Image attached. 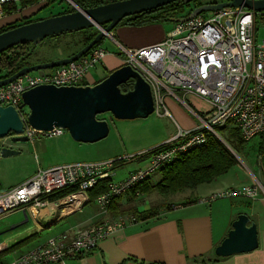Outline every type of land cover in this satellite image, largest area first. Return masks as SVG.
Here are the masks:
<instances>
[{
	"label": "built area",
	"instance_id": "built-area-1",
	"mask_svg": "<svg viewBox=\"0 0 264 264\" xmlns=\"http://www.w3.org/2000/svg\"><path fill=\"white\" fill-rule=\"evenodd\" d=\"M20 2L0 0V20L7 16V6L16 5L19 9ZM255 17V12L239 7L185 16L175 23V28L163 41L138 50L119 44L113 32L107 34L117 44L119 53L125 55V65L132 66L151 85L158 115L170 116L164 104L165 94L184 104L179 94H194L206 101L210 109L204 115L191 110L199 120L195 128H179L173 139L147 152L39 168L19 186L0 191V220L16 212L37 217L40 210L49 209L51 205L54 206L53 216L60 218L84 209L91 202L90 189L109 180L107 191L96 200L104 215L102 220L77 230L71 241L65 235L53 237L12 261L0 264H69L72 258L87 257L96 251L100 242L138 221L134 214L111 217L109 212L114 201L126 196L180 154L206 145L207 132L223 140L217 130L232 123L245 141L264 135V39H257ZM98 28L105 32L101 26ZM108 53L105 47L99 46L78 61L49 73L25 75L0 88V106H13L18 110L30 141L60 136L63 130L58 128L45 132L29 126L28 110L20 109L23 94L42 85L82 86L90 69L101 63ZM137 157L149 159L148 165L122 181H115L118 165ZM259 163L262 165L261 158ZM70 189L73 192L59 196ZM135 195L137 202L146 199L141 191H136ZM260 196L264 197V186L256 182L214 194L204 201L235 197L256 200ZM65 210L68 212L63 215ZM9 248L7 244H0V254Z\"/></svg>",
	"mask_w": 264,
	"mask_h": 264
},
{
	"label": "crops",
	"instance_id": "crops-1",
	"mask_svg": "<svg viewBox=\"0 0 264 264\" xmlns=\"http://www.w3.org/2000/svg\"><path fill=\"white\" fill-rule=\"evenodd\" d=\"M44 4L42 3L28 8H22L20 5L17 13L7 15L0 20V29L5 28L8 25H14V23L23 18L38 14L40 8L43 7ZM27 21L28 20H24L19 23V25L25 24ZM16 24H18V22ZM164 27H166V24H151L143 27L119 26L116 31L113 32V36L122 46L128 49L138 50L163 41L172 32H167ZM112 42L114 43L115 51L108 53L102 61L103 63L101 62L102 68H100L101 71L104 68L108 75L125 65L124 58L120 55L117 44L113 40ZM102 46L104 47V45ZM100 81L99 70H96V73L91 74L89 72L86 75L83 85L93 86ZM179 95L182 97L181 99L186 105L173 96L168 94L164 95V104L169 110L170 116L162 117L172 118L177 130L179 128L184 130L193 129L199 124V120L193 112L204 115L209 111L210 106L206 101L194 94L180 93ZM178 103L183 105V107ZM191 110H193V112ZM175 135L169 138L167 137L164 140L167 142L173 139ZM36 142L37 141L32 143L36 144ZM9 146L13 149L19 150L20 154L22 153L21 148L18 146L11 144ZM148 150L145 149L140 151L143 152ZM236 157L239 161L238 164L225 175L217 178L212 183H209L210 187L202 193H199L198 197H186V200L174 203L175 206L171 211H161L157 218L147 221H137L136 224L113 233L107 239L99 243L94 253L87 257L78 256L72 258L68 263L264 264V197H258L256 200L247 199L245 197H235L220 198L212 202L204 201L214 194L231 189L235 190L244 186H250L256 182H260L264 186V183L261 180V176L264 177V164L260 165L259 160L257 162L258 166L256 169H259V177L256 174V171L252 170L242 162L238 154H236ZM146 159L147 158L144 157L142 158V161H145ZM240 163H243L244 165V168L242 167L243 170L240 169ZM33 174L34 170L28 172L18 181V183L16 182L14 184H6L0 179V189L2 190L3 188L5 191L11 190L31 178ZM189 199H196L197 201L190 205H181ZM149 208L150 207H141L140 211L143 212ZM22 214L26 217L25 221L13 226L9 230L11 232L8 234L9 241L12 239L14 240L12 245L17 242V238L24 233L30 236L38 234L39 237V235L45 231V228H49L55 222L65 218L64 216L57 218L53 216V211L43 209L40 210L37 217H32L33 225L21 230L19 226L25 225L29 222L28 213ZM240 214L248 215L250 219L257 224L259 232V248L250 253L237 254L228 258L218 257L215 253L216 247L227 237L229 231L232 229L233 222ZM50 218L52 219V224L50 223L51 225H46V220H50ZM82 228L85 227H76L72 235H69V233L65 234L67 240L71 241L76 235L77 230ZM3 234L6 235L7 233L4 232L1 235ZM4 242H6V240H4L2 244H5ZM39 244L33 245L32 247L30 246L27 250L17 253L16 256H20L23 253L34 249ZM0 262L4 261L1 259Z\"/></svg>",
	"mask_w": 264,
	"mask_h": 264
},
{
	"label": "water",
	"instance_id": "water-1",
	"mask_svg": "<svg viewBox=\"0 0 264 264\" xmlns=\"http://www.w3.org/2000/svg\"><path fill=\"white\" fill-rule=\"evenodd\" d=\"M41 19L16 26L0 34V54L18 45L40 44L46 38L85 30L108 24L105 32L69 58L28 66L13 76L0 79V88L17 79L41 70L54 69L76 62L99 45L127 17L152 11L179 0H121L106 5ZM191 1V0H188ZM228 7L245 8L264 14V0H230L208 4L191 15L217 11ZM132 83L133 88L124 92L122 85ZM20 109L28 110V124L37 131L67 130L78 143L94 144L106 139L110 126L98 117L111 114L117 120L132 121L145 119L156 111V102L151 85L130 65L114 70L100 83L93 86L42 85L23 94ZM11 138V139H10ZM10 139L13 143H27L25 124L18 110L13 106H0V142ZM223 141V140H222ZM20 154L9 145L0 144V158ZM257 224L246 214H240L223 242L216 247L218 257L228 258L237 254L250 253L259 248Z\"/></svg>",
	"mask_w": 264,
	"mask_h": 264
},
{
	"label": "rangeland",
	"instance_id": "rangeland-1",
	"mask_svg": "<svg viewBox=\"0 0 264 264\" xmlns=\"http://www.w3.org/2000/svg\"><path fill=\"white\" fill-rule=\"evenodd\" d=\"M214 0H206V2H212ZM54 4L45 10L39 11L37 15L29 16L28 18H23L18 23L24 20L38 21L39 19H46L61 13H66L72 11L74 5L69 0H54ZM74 3V2H73ZM44 4V3H43ZM75 4V3H74ZM76 5V4H75ZM77 6V5H76ZM21 25V24H20ZM120 26V25H119ZM257 27V39L258 41L264 39V24L258 22ZM175 28L174 23H167V32L173 31ZM117 29V28H116ZM116 29L114 31H116ZM84 45L82 34L79 32H70L66 34L59 35L57 37H48L42 43L38 44L33 48L32 55L29 58V64L39 65L47 62H53L69 58L79 52ZM104 47L109 52L115 51L114 43L110 38H106L103 42ZM103 63V62H102ZM102 63H99L90 69V73H96L99 70V77L101 81L106 79L109 75L106 74L104 68L102 71ZM97 68V69H96ZM53 69L41 70L34 73H49ZM104 70V71H103ZM100 81V82H101ZM98 82V83H100ZM97 83V84H98ZM179 104V103H178ZM183 107V105L179 104ZM164 115H158L157 112L145 119H137L134 121H123L117 120L111 114H103L98 118L105 119L110 126L109 136L94 144L78 143L70 136L67 130H63V134L56 137H41L37 139L36 144L32 141L27 143H13L10 139H6L0 142V144L5 145H15L21 148L22 153L20 155H15L8 157L6 159H0V179L6 184L18 183V181L26 175L28 172L34 170V174L41 168H48L62 164L74 163V162H94L100 160H106L111 158H122L125 156H135L142 153L140 150H148L159 147L166 143L164 139L171 137L178 133L172 118L162 117ZM176 136V135H175ZM218 138V137H217ZM262 138L256 137L250 141H247L242 150L238 152V155L242 162L249 166L252 170L256 171V174L260 177L259 169L257 168V162L260 158V149L262 145ZM149 151V150H148ZM147 152V151H143ZM147 156V155H146ZM144 157H137L135 159L126 160L118 165L115 170L116 177L115 181H122L131 172L144 168L148 165L149 159L142 161ZM243 163H240V169L244 168ZM40 165V166H39ZM33 174V175H34ZM32 175V176H33ZM246 177V176H245ZM244 178V177H243ZM162 179V174L160 171L151 176V181L153 184H157ZM261 180L264 183V177L261 176ZM263 185V184H262ZM210 187L209 183H205L194 190H187L183 193L176 195L162 196L160 194H152L146 196V199L141 200L137 203L138 208H148L156 204H174L180 201L186 200V197L195 198L198 197L199 193ZM0 191L5 192V190L0 189ZM8 191V190H7ZM128 195L123 197V204H126L129 199ZM262 196H260L261 198ZM23 212H16L13 215L3 218L0 220V235L6 232V235L0 236V244L4 240L10 248L21 242L22 240L30 237L28 234H23L17 238V242L13 243L14 240L8 238L9 231L13 226L20 224L25 221V215ZM29 215V222L25 225L19 226L21 230L30 227L32 224V216ZM104 218L99 205L97 202H90L86 207L80 212L65 217L49 228H45L39 237H36L28 244L21 245L16 249H10L0 256V259L4 263L12 261L17 253L27 250L30 246L37 245L41 242H46L50 238H59L61 235L69 233L72 235L74 229L79 226L88 227L96 224ZM54 220V219H53ZM52 224V219L46 220V225ZM50 224V225H51ZM72 228V229H71ZM71 229V231H70ZM9 231V232H7ZM66 241V240H65Z\"/></svg>",
	"mask_w": 264,
	"mask_h": 264
},
{
	"label": "trees",
	"instance_id": "trees-1",
	"mask_svg": "<svg viewBox=\"0 0 264 264\" xmlns=\"http://www.w3.org/2000/svg\"><path fill=\"white\" fill-rule=\"evenodd\" d=\"M72 1L82 10H87L121 0ZM227 1L230 0H214L212 2H206V0H179L152 11L143 12L141 14L127 17L120 23V26L143 27L151 24H175L182 17L192 15L195 10L205 5L218 4ZM53 2L54 0H21L20 5L22 8H28L45 3L44 6L39 10L41 12L42 10H45L46 8L52 6L54 4ZM5 11L7 15L15 14L18 12V7L16 5H10L6 7ZM75 11L76 8H73L72 11L61 13L59 15L68 14ZM31 22L33 21L28 19L26 23ZM258 22L264 24V14L256 13L255 24L258 25ZM16 23H14V25H8L7 27L0 29V34L19 25V23ZM107 26L108 24L101 25V27L104 29L107 28ZM76 32L82 34L84 41V45L82 48H84L96 38V36L100 33V30L98 27L94 26L92 28ZM57 36L59 35L52 37ZM104 40L94 48L102 46ZM35 46L36 45L33 43L22 44L1 53L0 79L9 78L18 73L23 68L32 66L29 64L28 60L31 57L32 50L33 48H35ZM120 55L125 57L123 53H120ZM121 88L124 92H127L133 88V84L129 83L126 85H122ZM217 131L221 135L223 141L213 134L207 132L206 136L208 141L206 145L190 150L186 153H182L176 158L175 161L166 164L160 170L162 179L157 184L152 183L151 177L138 184L135 189L127 194L129 196V201L126 204H123V197L115 200L110 208V216L115 218L121 215L134 214L136 215L138 221H147L157 218L160 215L161 211H171L175 205L156 204L150 206L148 210L139 212L137 205L138 202L135 198L136 191H141L146 196H150L154 193L160 194L162 196L176 195L187 190H194L201 184L212 183L217 178L228 173L233 167L238 164L239 161L236 157V154H238V152L242 150L243 145L247 141L242 138L239 130L237 128H234L232 123L226 125L225 127L219 128ZM261 138L263 141L259 154L262 159V164H264V135H262ZM108 182L109 180L101 181L92 189H90L89 193L91 196V203L96 202L97 198L107 191ZM71 192H73L72 189L65 191L64 193H60L59 196H64ZM196 201V199H189L188 201L183 202L181 205H190L196 203ZM36 237H38V234L30 236L22 240L21 242H18L17 244L9 248V250L16 249L21 245L23 246ZM2 254H0V256Z\"/></svg>",
	"mask_w": 264,
	"mask_h": 264
},
{
	"label": "bare ground",
	"instance_id": "bare-ground-1",
	"mask_svg": "<svg viewBox=\"0 0 264 264\" xmlns=\"http://www.w3.org/2000/svg\"><path fill=\"white\" fill-rule=\"evenodd\" d=\"M53 209H54V206L53 205H51L50 206V208H49V211H53ZM68 211L67 210H65L64 212H63V214H66Z\"/></svg>",
	"mask_w": 264,
	"mask_h": 264
}]
</instances>
